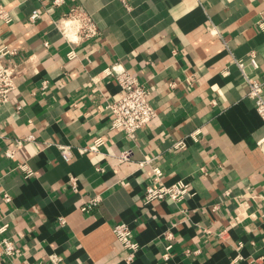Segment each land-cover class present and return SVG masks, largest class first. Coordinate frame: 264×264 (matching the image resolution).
Here are the masks:
<instances>
[{
	"label": "crops",
	"instance_id": "obj_1",
	"mask_svg": "<svg viewBox=\"0 0 264 264\" xmlns=\"http://www.w3.org/2000/svg\"><path fill=\"white\" fill-rule=\"evenodd\" d=\"M2 1L12 21L0 25V48L16 50L5 60L17 72L0 102V226L8 224L0 238L16 239L22 253L0 264H38L51 254L60 264H264V121L235 62L254 51L259 67L250 71L264 80V0H130V8L69 0L101 31L76 46L75 58L50 16L29 20L51 0ZM114 65L151 87L158 112L134 138L111 126L106 106L121 95ZM98 137V151H82ZM179 139L186 145L176 149ZM59 143L71 146V160ZM128 149L132 158L121 162ZM145 155L157 156L166 183L188 181L194 195L148 202L152 172L138 163ZM20 162L34 173L25 177ZM94 196L100 204L83 211ZM118 222L139 243L132 262L113 231Z\"/></svg>",
	"mask_w": 264,
	"mask_h": 264
},
{
	"label": "built area",
	"instance_id": "obj_2",
	"mask_svg": "<svg viewBox=\"0 0 264 264\" xmlns=\"http://www.w3.org/2000/svg\"><path fill=\"white\" fill-rule=\"evenodd\" d=\"M120 1L127 8L131 7L130 0ZM64 5H68L69 8L63 13L53 16L55 10ZM45 15L51 17L55 28L70 45L71 49L68 53L70 58H75L77 56L75 49L77 45L95 39L101 33L92 15L80 4L73 3L70 5L69 0H51L47 6L34 9L29 16V20L31 22H36ZM261 20L264 22V10L261 12ZM11 21L12 15L10 10L5 6L3 1L0 0V25L10 23ZM44 45L46 47L51 45L49 38H45ZM15 53L16 50L6 46L0 48V102L3 103L9 100L10 93L16 88L15 74L17 72V65L5 60L7 56ZM235 62L248 84L247 96L253 100L257 112L264 121V80L253 75L250 71V67L252 69H257L259 67L256 54L252 51L247 59L235 58ZM110 74L115 78L121 90V95L114 101H109L106 106L112 115L111 126L115 129H121L129 137L134 138L138 130L148 127L152 120L158 115L157 109L151 102V87L124 67L118 68L114 65L110 68ZM44 83V86H46L48 81ZM193 133L192 135L194 136L197 132ZM0 136H2L1 132ZM33 139H35V136L30 134L24 138L17 139L16 143L17 145H23L25 141H31ZM103 142V138L98 137L82 148V151H98L99 146L103 144ZM57 145L62 157L67 161L71 160L73 157L71 146L63 143ZM185 145L184 139L176 140L173 143V147L176 149L183 148ZM3 153L13 158L15 157L16 150L6 148L3 150ZM131 158L132 151L129 149L123 150L118 154V159L121 162L128 161ZM156 159L157 156L145 155L144 158L138 162L141 168L147 167L151 169L152 172V181L144 188V198L148 202L170 199L172 202L178 203L194 195L195 192L188 181L178 180L173 183H166L164 181V172L162 168L155 163ZM17 168L25 173V177H29L34 173L25 162L18 163ZM97 169L103 170L104 168L99 166ZM69 182L70 185L77 190V181L73 176L69 178ZM4 197L6 201L11 200V196L8 193H6ZM100 202L101 197L94 196L90 198L81 209L83 211H91L100 204ZM235 219L237 220V217ZM63 221L62 219V222ZM7 228L8 224L0 226V233H4ZM113 231L128 252L126 260L132 262L135 252L139 247V243L133 238L131 226L127 222H118L114 224ZM164 236L169 240L173 239V231H165ZM172 247V242L165 245V252L163 254L165 259L170 258ZM21 251L16 239L9 236L0 238V257L3 255L17 257L22 253ZM61 260V256L51 254L49 260L40 261L38 264H60Z\"/></svg>",
	"mask_w": 264,
	"mask_h": 264
},
{
	"label": "clouds",
	"instance_id": "obj_3",
	"mask_svg": "<svg viewBox=\"0 0 264 264\" xmlns=\"http://www.w3.org/2000/svg\"><path fill=\"white\" fill-rule=\"evenodd\" d=\"M213 35H215V33H213Z\"/></svg>",
	"mask_w": 264,
	"mask_h": 264
}]
</instances>
